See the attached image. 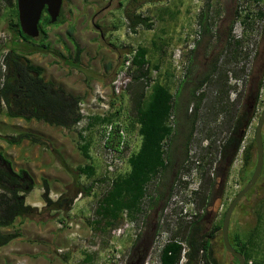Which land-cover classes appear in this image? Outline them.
Here are the masks:
<instances>
[{
  "label": "rangeland",
  "instance_id": "374dc122",
  "mask_svg": "<svg viewBox=\"0 0 264 264\" xmlns=\"http://www.w3.org/2000/svg\"><path fill=\"white\" fill-rule=\"evenodd\" d=\"M14 2V0H0V84L4 79V57L13 43H19L9 26ZM237 2L239 10L237 11L238 14L235 15L233 9L237 6ZM121 3L127 5L124 0H63L62 9L66 23L46 25L42 22L44 29L48 31L47 42L50 43L51 51L55 54H45L41 58L35 57L39 59L37 63L42 68L43 73L50 75V79L55 80L56 86L70 88L78 84V82H71L72 76L75 75V77L82 79L85 75L66 66L61 57L67 59L73 57L74 46L68 39L67 29L71 25L75 26L76 38H74L80 47L82 45L84 49L87 47L90 49L87 57L82 56V65L99 75V77H86V83L84 80H79L85 84L84 87L87 92L92 91L94 94V87L97 86L105 89L108 94L109 110L107 112L112 114V123L119 124L125 132L126 140L121 158L122 165L116 173L107 170L104 152V136L107 125L94 122L96 116L83 117L82 121L72 131H65L42 123L25 122L21 119L12 120L0 111V142L4 141L2 136L17 135L26 131L39 135L48 141V144L42 148L48 150L52 164L46 166L45 172L33 171L32 169L28 171L30 178L38 183L34 185L33 191L27 195L28 204L42 202V179L49 182L50 191L57 190L61 194L73 184L72 177L58 163L59 159L52 150L59 151V149H55L59 147L64 148V150H71L72 154H77L76 157L73 155L68 162L74 169L87 163L78 149L79 135H82L85 142L90 143V155L96 166V176L90 180L81 176L78 179V186L84 188L92 186L91 192L78 195L72 211L68 214L57 212L53 214V217L39 216L33 219L40 222L54 220L60 232L71 235L68 237L69 243L72 242L71 246L69 244L66 247H60L61 253L55 247L52 250L53 255L50 254V256L45 257L46 262L44 264H81L85 256L90 254L96 256L94 264H114L111 260L118 259L119 255L129 254L128 247L124 245L123 240H118L116 236L110 246L101 244L100 235L91 225V221L95 219L94 215L99 200L108 186L103 180L106 178L111 180L115 175L125 172L128 158L138 150L141 138L137 132L138 127L133 126V121L134 97L139 93V84L144 86L146 95L151 92V89L145 88L147 81L144 79L140 80L139 83L134 81L137 73L136 68L131 63L128 71L130 80L127 82L126 89L119 96H113L112 82L122 68L121 63L124 57L126 59L129 56L132 58L137 48H147L149 60L147 68L152 69L148 83L152 86L154 82L160 81L169 86L171 91L175 93L179 84V79L175 78L177 74L174 57L176 50L183 46V40L186 36L190 38L197 24L202 25L201 14L208 12L213 22L211 35L203 34V39L198 43L196 53H194L195 51L186 53L183 59L191 62L192 77H197L204 74L206 63L209 66L212 60L219 56L218 63L222 66V73L227 76V86L233 88L226 99L225 104H228V107L225 108L226 111L221 109L222 106H218L217 111L214 112L212 109L214 108L213 102L216 98L217 88L213 86L204 89L207 98L211 101V103L210 101L206 102L207 109L202 111L205 122L199 124V131L190 147L187 167H184L172 197L162 212L163 215H173V221L168 222L169 225L165 227L168 229V231L165 230L168 234L171 233L170 230L176 228L177 218L185 217L186 220H190L189 217L193 216L194 213L202 212L197 207L200 202V194L204 196L209 191V195H213L215 183L212 182L208 188V185L204 183V178L215 174L214 162L218 159V153L215 149L227 136L224 126L228 123V116L234 109H232L231 104L234 102L238 91L244 92L246 95L250 89L256 90L259 80L263 81L261 90L255 93L258 100L253 109V118L248 128L244 146L254 142L256 126L264 110V60L258 57V52L263 46L264 0H161L154 5H145L137 13L151 18L153 27L150 30L142 27L133 30L124 16ZM207 6H210L212 10L206 11ZM229 27H231V39L233 41H236L235 36H239V33L242 35V39L236 41L239 42L240 46L233 55H229L230 50H225V32ZM98 29H101V34L98 33ZM88 31H93V35L87 34ZM194 57L196 59L192 63L191 58ZM211 57L212 59L209 61ZM85 63H88L89 66ZM108 64H111L113 69L105 73L104 68ZM156 65L160 66V69H155L154 66ZM83 100L84 98H82L81 103L89 101V99ZM113 100L115 101L114 104H112ZM207 110L210 111L209 114H207ZM119 111L120 114L118 115L117 112ZM91 123L92 125L88 127ZM2 153L4 154V152ZM251 153L252 162L249 166L251 173L248 178L244 177L245 165L243 171L239 172L243 164L238 155L230 171V183L227 191L220 200L206 202V206L203 208L207 217L206 233H211L216 226L221 224L229 205L252 177L257 161L255 147ZM263 181L264 165L257 182ZM195 192L198 195H195ZM60 195L50 193L53 200H57ZM262 198H264V193L261 194ZM245 215L243 211L237 212L232 231L229 232L232 239L237 232H251L257 226L255 215L250 214L247 217ZM166 223L165 220L164 224ZM127 230L132 233L133 227H129ZM165 238L168 239V235ZM212 246L213 256L218 264H239L236 258L231 257L225 249L222 231L215 234ZM263 254L264 221L259 236L256 238V249L252 252L253 258L250 261L254 262ZM154 257L153 255L150 264H158Z\"/></svg>",
  "mask_w": 264,
  "mask_h": 264
},
{
  "label": "trees",
  "instance_id": "16d2710c",
  "mask_svg": "<svg viewBox=\"0 0 264 264\" xmlns=\"http://www.w3.org/2000/svg\"><path fill=\"white\" fill-rule=\"evenodd\" d=\"M14 1L12 19L9 26L19 43H13L4 57L5 72L3 75V82L0 84V111L9 119H22L26 122L36 120L51 127L72 131L83 118L79 108L82 98L67 93L65 89L56 86L52 82H46L42 77V68L33 66L28 59L29 56L34 54H55L51 51L50 43L47 42L49 38L48 31L44 29L42 25V22L46 25H53L47 10H44L39 24L40 38L33 39L21 31L17 0ZM124 1L127 2V5L121 3V8L131 28L133 30L138 27L147 30L152 29L153 25L151 23V18L137 13L145 5H154L161 0ZM211 19L208 12H203L200 16V20L203 24V33L206 35H211L212 33L213 22ZM64 23H66V20L64 18L63 9H61L60 16L54 24L60 25ZM75 30L74 25L69 26L67 29L68 39L74 46L73 57L67 59L60 56L64 59L66 66L78 70L86 77H99L98 74L93 73L82 65L81 59L83 49L74 38ZM225 35V50H230L229 55H233L240 44L231 39V27L228 28ZM262 40L263 46L258 52V57L264 60V30ZM147 55L148 49L145 47H139L135 51L132 65L136 68L137 75L134 81L137 83L141 82L140 80L142 79L149 82L148 79L152 69L147 68L149 64ZM218 60L219 56L218 59L215 60L210 74L207 75L202 83L208 81L213 83V77H215L219 79L220 91L222 92V89H224V91L226 89L227 91V88H229L227 86V78L225 82L220 80L226 75L222 73V66L218 63ZM125 61L126 57L122 60L121 67L124 66ZM154 68L160 69V66L156 65ZM111 69H113V66L108 64L105 66L104 71L106 73ZM259 83L258 90H260L262 86V80H260ZM139 86V93L134 97L133 126L138 127L137 132L143 142L142 150L138 155L134 153L130 156V165L132 167L130 174H119L115 177L110 192L108 194L104 192L99 200L95 211V214H97L99 218V221H97L99 225L91 221V225L96 229L103 228L101 224L104 221L110 224L124 211H129L133 216L141 213L144 210V200H153L154 198L153 195L155 191L153 185L148 186L149 181L153 179L159 180L162 178L164 180V190L160 193L157 199L158 201L151 202L154 206L159 207V201L163 200V204L159 209L162 213L166 208L168 200L172 197V190L180 180L183 171L180 169L171 172L161 168L165 167V163L169 161L171 156H169V152L165 149V143L171 135L169 119L173 115V110L176 106L174 93L169 86L160 81L153 83L151 92L148 95H146L144 86L141 84H139ZM202 99H198V105L201 104ZM114 103L115 101L113 100L112 104ZM225 103V100L221 98L215 101L213 106L215 108L222 106L221 109L226 111L225 108L228 107V104ZM117 114L119 115L120 111L117 112ZM111 115L112 114H109L105 118L96 116L94 122L103 125L110 124L112 123ZM91 125L92 123L89 124L88 127ZM116 132H114L112 136L113 144L109 142L107 144L108 147L115 148L116 144L119 143V135H117ZM2 139L9 145H19L24 140H28L32 145H40L42 147L48 144L46 139L31 132L2 136ZM79 139L78 149L87 162L83 166H78L73 169L63 160L59 151L52 150L59 159L62 167L72 177L73 184L66 192L62 193L57 200H53L50 197L51 191L49 182L46 179H42L44 190L42 200L45 202V207L41 211L36 207L27 205L25 202L26 195L31 193L33 186L28 185L27 189V185H20L18 180L21 178L23 172H20L18 175L0 167V249L21 237V233L17 230L12 233L4 232L7 228H13L17 219L32 220L53 211L68 214L72 211L78 195L89 194L91 192L92 186L87 188L78 186V179L81 176H85L89 180L96 176V166L92 162V157L90 155V143L85 142L82 135H79ZM230 142H232V140H230ZM243 160L246 166V168L244 167V177L248 178L251 173L249 166L252 162V153L250 149L244 152ZM173 163L176 165V157H174ZM173 174H177V176L171 183L170 179ZM103 181L110 185L109 181L111 180L108 178ZM262 193H264V181L261 183L257 182L250 192L238 203L233 212L232 221L230 222L229 232L231 233L232 225L235 222L234 220L239 210L246 214L245 217L250 214L257 217V226L251 232H237L233 239L229 234L232 246L245 257L246 264L253 258L252 252L256 249V238L259 236V231L264 221V198L261 199ZM195 195H198L197 192H195ZM205 202H208V200H205ZM222 226L223 221L212 230L211 234L206 233L207 238L205 240V246H203L205 264H218L213 256L212 241L214 240L215 234L222 231ZM201 248L202 246H197V254H199ZM181 250L182 246L177 244H169L166 246L163 251V264H175L174 259L168 261L167 254L169 251H173L175 255H178L181 253ZM236 261L238 262L237 259ZM87 262H92V255H86L81 264ZM254 264H264V254L259 256L258 259H255Z\"/></svg>",
  "mask_w": 264,
  "mask_h": 264
},
{
  "label": "flooded vegetation",
  "instance_id": "af4514ba",
  "mask_svg": "<svg viewBox=\"0 0 264 264\" xmlns=\"http://www.w3.org/2000/svg\"><path fill=\"white\" fill-rule=\"evenodd\" d=\"M202 10H204V8H202ZM208 10H212V8L207 6L206 11ZM238 10L239 6L237 2V6L235 9H233V14H238ZM201 27V39L197 42L193 50L186 51L184 54L193 53L194 51V53H196L198 43L202 41L204 34L203 24ZM226 30H228V28ZM98 33H102L101 29H98ZM226 33L227 31L225 34ZM195 59V57L191 58L192 63ZM211 59L212 57L209 59V61H211ZM217 59L218 57L214 58L209 66L208 63H206L204 74L197 77H192V64L190 61L188 62L185 60V72L181 77H179L177 74L175 76L176 79H179L178 87L174 93L176 106L174 107L173 115L169 119L171 135L168 137L167 142L165 143V149L167 152H169V156H171L169 161L165 163V167H161L163 170L171 172L173 170H183L186 166V163H188V159L186 160V158H188L194 137L199 131V124L201 122H205L204 117L202 116V111L207 109L206 102L210 101V99L207 98L204 89L206 87H216L217 91L215 101L223 98L225 102L229 97L228 95L233 91V88L229 87L227 88V91L226 89L225 91L222 89L223 91L221 92L219 88V79L215 77H213V83L209 81L202 83L207 75L210 74L211 68ZM226 78V76H223L220 80L225 82ZM259 82L257 83L256 90L254 91L253 89H250L249 93L246 95L244 92L238 91L234 102L231 104L232 109H234L231 111V115L228 116V123H226L224 126L227 136L215 149L218 153V159L214 162L215 174L204 178V183L208 185V188H210L212 182L215 183L212 192L213 195H209V191H207L206 196H201V194L199 195L200 202L198 203L197 207L199 208V211H202L201 213H194L193 216L189 217L191 218L190 220H186L185 217L177 218L175 222L176 228L174 230H170L171 233L169 234L165 232V230L168 231V229H165V227L169 225L168 222L170 223L173 221V215H163L161 213L159 209L163 204V200L159 201V207L154 206L153 203H151L158 201L157 199L160 193L164 190V180L160 178L159 180L153 179L152 181H149L148 186L153 185V189L155 191L153 195L154 198L153 200H144V210L141 213L133 216L129 211H124L123 213L119 214L120 216H118L117 219L113 220L110 224L104 221L101 224L103 228H95V231L98 232V235H100L99 239L101 244L110 246L113 243L114 237L116 236L118 240H123L124 245L128 247L129 254L119 255L118 259L114 258L111 260L114 264H150L153 255L155 256L154 258H156V262H158V264H163V251L169 244L180 245L182 246V250L178 255H175L173 251H169L167 254L168 261L174 259L175 264H205L203 251V246H205V240L207 238L205 230L207 217L205 216V211L203 210V208L206 206L205 200L209 201L221 199L222 195L228 189V185L230 183V171L235 164V158L238 155L241 157L243 165L239 172H242V169L244 168V152L248 149L252 150L253 147L256 148L255 140L246 146H244V141L247 138L248 128L253 118V109L258 100V96L255 93L256 91L258 93L262 88L261 86L260 90H258L260 84ZM199 98H203L200 105H198ZM216 109L217 108L214 107L212 109L213 112ZM207 111V114H209L210 111ZM230 140H232V142H230ZM142 143L143 142L141 138L136 155L141 152ZM174 157H176V165L173 163ZM126 163L127 169L125 172L121 173L124 175L130 174L132 170L130 165V157ZM118 175H115L113 178H111V181H109L110 185H108L105 189V193L108 194L110 192L113 186V180ZM176 176L177 174H173L172 178L170 179L171 183ZM29 183L30 178L24 174L21 175L20 184L24 185ZM174 190L175 188L172 190V194ZM212 204L214 205V203ZM94 216L95 219H93L92 222H96V224L99 225L97 223V221H99L97 214ZM165 220L167 221L166 224H164ZM129 227H133L132 233L130 230H127ZM166 235H168V239L165 238ZM197 246H202L199 254L196 252ZM95 261L96 256L92 255V262H87L85 264H94Z\"/></svg>",
  "mask_w": 264,
  "mask_h": 264
},
{
  "label": "crops",
  "instance_id": "0c3cea01",
  "mask_svg": "<svg viewBox=\"0 0 264 264\" xmlns=\"http://www.w3.org/2000/svg\"><path fill=\"white\" fill-rule=\"evenodd\" d=\"M86 33L93 35L92 34L93 31H88ZM74 37L76 38V33ZM90 45L93 46L94 44H90ZM81 48L83 49L82 56L85 55L87 57L90 49L88 47L84 49V46L82 45ZM37 56H39L40 58L44 57V55L34 54L32 56H29L28 59L30 60L33 66L40 67V65L37 63L39 59L35 58ZM45 59L48 58L45 57ZM81 61H83V59H81ZM85 64L89 66L88 63ZM89 70L91 69L89 68ZM42 77L46 82H52L55 84V80H51L50 75H46L42 73ZM79 79L84 80V83L87 82L86 76H84L81 79L78 78L77 76L75 77L74 75L72 76L71 82L73 83L78 82V84H76L73 87L63 88V89H65L67 93L75 97L84 98V100L87 101L92 97L93 93L92 91L87 92L86 88L84 87L85 84L82 83ZM12 120H16V119H12ZM31 121L33 123L37 122L49 126L43 122H38L36 120H31ZM57 129L63 130L62 128H57ZM6 143L5 141L0 142V156L3 159L2 161H0V167L11 172L9 170V166H11L13 169V172L11 173H15L19 175L20 172H23L24 175L30 178V176L28 175V171L30 169L38 172H45L46 166L52 164L51 155L49 154L48 150L43 149L42 146L40 145H32L28 140L22 141V143L19 145H9L8 143L7 144ZM55 149H59L60 155L63 157V160L66 161L67 163L69 162L70 158L73 155L75 157L77 156V154H72L71 150L70 151L64 150V148L62 149L59 147ZM2 152H4V154ZM4 161H6L7 163L4 164ZM58 163H60V161H58ZM18 181L20 183V179ZM35 184L38 183H35V181L30 178V183L24 185H32L34 189ZM26 188L28 189V187ZM42 189H43V185H42ZM51 193L55 195L61 194V192L57 190L56 191L53 190L51 191ZM27 195L25 198V202L27 205H31L27 203ZM31 206L36 207L38 208L39 211H41L45 207V202L42 200V202L34 203ZM54 213L56 214L57 212L53 211L50 213H45L42 216H44L45 218H49V217H53ZM15 230L21 233V237L11 242L9 245L0 249V264H44L46 262L45 257L50 256V254L53 255L52 250H54L55 247L60 250L62 247L64 246L66 247L69 244L71 246L72 244V242L69 243L68 240V237H70L71 235H68V233L66 232H60L54 220L49 222L46 221L40 222L33 219L22 220L19 218L14 223L13 228H7L4 230V232L12 233L15 232Z\"/></svg>",
  "mask_w": 264,
  "mask_h": 264
},
{
  "label": "built area",
  "instance_id": "2783aa9c",
  "mask_svg": "<svg viewBox=\"0 0 264 264\" xmlns=\"http://www.w3.org/2000/svg\"><path fill=\"white\" fill-rule=\"evenodd\" d=\"M202 35V27L201 25L197 24L194 30V33L191 34L190 38L186 36L184 38L183 46L176 50L175 54V67L177 69V75L181 77L186 69V64L183 59L184 53L186 51H191L194 49L197 42L201 39ZM236 41L242 39V35L239 33V36H235ZM134 56L131 58L130 56L126 59L124 66L116 75L115 80L112 82V94L119 96L121 92L127 87V82L130 80L128 77V71L133 61ZM147 84L146 89L150 90L151 85L146 82ZM107 92L101 86L94 87V94L89 99L87 103H80V113L83 117H91V116H98L101 118H105L109 115L107 110H109L108 106V99H107ZM117 131V132H116ZM116 132L119 135V143L116 144L115 148L108 147L107 144L109 142H113V133ZM125 132L124 129L119 126L117 123H110L107 124L105 127V136H104V152L107 164V170L109 172H115L120 169L122 165V154L125 148ZM61 253L62 250H59ZM247 264H254V262L249 261Z\"/></svg>",
  "mask_w": 264,
  "mask_h": 264
},
{
  "label": "water",
  "instance_id": "95a60500",
  "mask_svg": "<svg viewBox=\"0 0 264 264\" xmlns=\"http://www.w3.org/2000/svg\"><path fill=\"white\" fill-rule=\"evenodd\" d=\"M18 17L21 27V31L33 39H37L40 36L39 24L41 21L44 10L51 19V23L57 22L61 9L63 6V0H17ZM263 129H264V110L262 111L255 132V143L257 148V161L255 170L246 186L235 196L234 200L229 205L222 226L223 231V244L227 252L238 260L239 264H246L245 257L239 253L231 244L229 238L230 221L233 212L238 203L247 195L250 190L256 185L264 165V141H263ZM3 159L0 156V161ZM7 162L4 161V164ZM9 170L13 172L11 166Z\"/></svg>",
  "mask_w": 264,
  "mask_h": 264
}]
</instances>
